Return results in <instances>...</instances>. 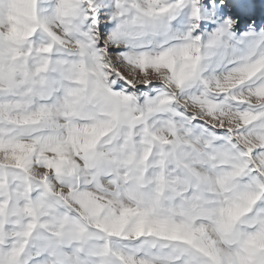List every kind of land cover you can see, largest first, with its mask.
<instances>
[{
    "label": "snow or ice",
    "instance_id": "obj_1",
    "mask_svg": "<svg viewBox=\"0 0 264 264\" xmlns=\"http://www.w3.org/2000/svg\"><path fill=\"white\" fill-rule=\"evenodd\" d=\"M202 0H0V264H264V30Z\"/></svg>",
    "mask_w": 264,
    "mask_h": 264
},
{
    "label": "rangeland",
    "instance_id": "obj_2",
    "mask_svg": "<svg viewBox=\"0 0 264 264\" xmlns=\"http://www.w3.org/2000/svg\"><path fill=\"white\" fill-rule=\"evenodd\" d=\"M227 3L219 8L216 0H202V15L205 18L199 22L201 30L212 31L225 20L234 22L233 32L237 36L249 30H264V21L257 20L258 14H264V0H227Z\"/></svg>",
    "mask_w": 264,
    "mask_h": 264
},
{
    "label": "bare ground",
    "instance_id": "obj_3",
    "mask_svg": "<svg viewBox=\"0 0 264 264\" xmlns=\"http://www.w3.org/2000/svg\"><path fill=\"white\" fill-rule=\"evenodd\" d=\"M229 3V2H228ZM227 0H216V4H217V7L221 8V7H224L226 6L227 4ZM215 4V5H216ZM236 6V5H235ZM257 20H260V21H264V14L263 15H259L258 14V19ZM254 24V23H253Z\"/></svg>",
    "mask_w": 264,
    "mask_h": 264
}]
</instances>
